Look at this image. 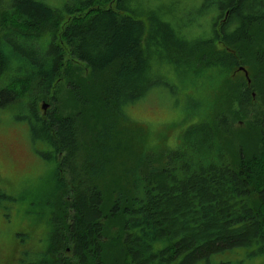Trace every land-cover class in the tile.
Segmentation results:
<instances>
[{
  "label": "trees",
  "instance_id": "obj_1",
  "mask_svg": "<svg viewBox=\"0 0 264 264\" xmlns=\"http://www.w3.org/2000/svg\"><path fill=\"white\" fill-rule=\"evenodd\" d=\"M78 1L87 14L67 24L60 38L89 70L71 86L82 111L41 118L26 106L30 138L51 150L55 170L34 214L39 235L30 245L17 235L14 264H230L220 257L237 251L264 264V51L257 52V68L245 62L253 72L249 86L232 85L226 96L222 90L224 110L201 111L188 101L184 117L196 122L185 126L175 147H165L162 169L138 174L135 164L128 184L109 194L93 186L110 153L133 154L129 147L123 153L126 110L162 85L159 69L173 65L189 78L200 49L216 41L233 50L250 44L252 28L264 23V0H202L201 11L214 12L204 42L182 39L164 10L145 0ZM8 4L0 14V106L23 107L27 81L36 78L48 89L62 54L52 41L35 52L30 41L29 33L50 23L53 11L36 0ZM255 37L264 44V34ZM236 66L234 54L220 52L200 69L213 68L218 85ZM83 117L94 134L91 155L100 158L77 164L76 121ZM235 119L248 122L246 132H237L235 147H223L218 136ZM103 220L117 227L116 237L104 238Z\"/></svg>",
  "mask_w": 264,
  "mask_h": 264
},
{
  "label": "rangeland",
  "instance_id": "obj_2",
  "mask_svg": "<svg viewBox=\"0 0 264 264\" xmlns=\"http://www.w3.org/2000/svg\"><path fill=\"white\" fill-rule=\"evenodd\" d=\"M36 1L54 13H52L50 23L29 33V36L32 37L30 41L34 44L35 52H40L47 42L52 41L62 54L61 66L52 78L48 89H44L45 87L39 84V80L36 78L27 81L26 91L21 96L23 100L21 103L25 106H0V194L4 196L3 199H0V264H14V259L17 256L15 247L17 235H25L23 242L28 241L29 245L33 239L36 241L39 229H41V222L36 224L34 214L38 203L43 202L42 199L45 198L44 194L55 170L50 161L52 160L49 154L51 150L30 138L24 119L29 112L26 106L32 108L41 118L49 115L72 117L82 111V108L74 102L73 98L76 100L75 95L77 96V94L71 86L78 80L89 77V70L71 57L70 47L60 38L62 30L72 20H84L87 14L86 10H81L78 0ZM145 1L148 2L149 8H162L166 21L179 32L185 41L204 42L210 38L209 27L213 22L214 12L212 10L202 12V0ZM8 5V0H0V14L8 8ZM108 6L105 5L102 9H106ZM110 7L113 6L110 5ZM65 8L79 11L66 14L64 13ZM261 26L259 31L257 29L259 26L252 28L250 44L239 45L233 50L216 41L200 49L195 59L198 68L189 73V78L183 77V73L180 71H175L173 65L162 66L158 71L162 85L151 88L143 99L132 104L126 110L128 118L123 123L127 128L123 139L126 140L123 153L125 154L129 147L128 151L133 154L126 157L122 152H119L118 155L110 153L111 158L107 160L109 166L105 167L107 161L99 160L104 168L93 174L95 189L99 192L106 190L109 194L118 187L120 182L124 185L126 181L127 185L131 178L130 171L132 172L135 164L137 167L139 164L138 174L149 169H162L165 166L163 156L165 147H175L178 144L175 138L183 133L185 126L196 122L194 117L189 121L184 117L188 101L193 102L189 106L194 105L193 108L197 107L201 111L209 112L210 109L221 111L225 106V101L220 97L222 90L226 96L230 93L232 85L245 83L246 86H249L248 79L253 72L245 62L253 68L258 67L257 52L264 51V44H261L255 36L256 33L264 34V23ZM220 52L234 54L237 66L229 70V73L222 79H219L217 85L218 79L213 80L216 71L213 68L200 69V65ZM181 70L187 71L183 68ZM212 80L213 83H210ZM2 104L6 105L7 103ZM235 108L237 109V106L233 104L231 110H235ZM228 119L230 122L229 116ZM247 123L245 120L241 122L239 119H235L230 131L220 132L218 137L222 140L223 147L227 148L228 145L235 147L237 145L235 136L240 130L243 133L246 132L244 130ZM88 126L84 117L76 121V136L79 146L77 164L89 160V157L100 158L98 155H91L92 148H95L94 142H92L94 134L89 132ZM153 148L155 149L152 150ZM93 159L95 157L92 158V162ZM134 160H138V163ZM98 165L95 162L93 167ZM124 170H127L128 174H125ZM64 199L63 196L62 200ZM101 224L105 239L109 240L117 236V227L112 225L109 220H103ZM220 259L227 260L230 264H263L259 259H247L243 251L225 254Z\"/></svg>",
  "mask_w": 264,
  "mask_h": 264
},
{
  "label": "flooded vegetation",
  "instance_id": "obj_3",
  "mask_svg": "<svg viewBox=\"0 0 264 264\" xmlns=\"http://www.w3.org/2000/svg\"><path fill=\"white\" fill-rule=\"evenodd\" d=\"M21 235V234H20Z\"/></svg>",
  "mask_w": 264,
  "mask_h": 264
}]
</instances>
